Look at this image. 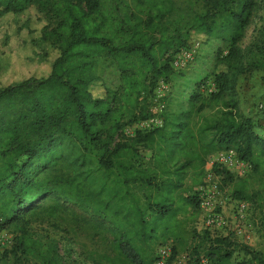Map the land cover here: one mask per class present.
I'll return each instance as SVG.
<instances>
[{
    "label": "trees",
    "instance_id": "1",
    "mask_svg": "<svg viewBox=\"0 0 264 264\" xmlns=\"http://www.w3.org/2000/svg\"><path fill=\"white\" fill-rule=\"evenodd\" d=\"M50 1L60 19L52 30L45 25L43 36L59 54L45 74L6 86L0 80V231L13 227L20 233L22 255L36 256L40 264H63L58 242L46 245L30 233L42 201L56 194L84 207L92 203L102 215L87 221L111 234L112 252L89 250L92 264H154L157 247L167 243H172L171 260L186 248L197 264L203 259L205 264H264L261 253L229 235L207 230L192 235L187 226L200 216V198L185 194L205 184L212 154L234 150L252 166L251 174L234 182L228 170L217 164L215 170L232 183L234 198L264 197V138L255 120L240 111L237 89L242 75L264 69L263 48L250 46L254 57L248 59L241 48L258 0H198L200 7L193 1L133 0L132 13L120 0L111 5L104 0H0V16L35 2L45 9ZM224 17L229 48L217 56L214 89L204 91L206 80L201 81L187 108L165 112L161 126L116 140L124 117L151 116L148 96L174 71L169 54L185 47L191 32L213 35ZM99 58L116 64L119 90L92 73ZM96 85L103 88L101 94H94ZM145 152L152 166L134 162ZM34 162L41 164L33 168ZM100 170L106 178L96 185ZM253 178L260 187L250 193ZM136 184L150 188L144 200ZM44 213L67 223L66 234L78 237L70 206L57 199ZM195 238L199 243L187 246ZM236 250L247 257L234 258Z\"/></svg>",
    "mask_w": 264,
    "mask_h": 264
},
{
    "label": "rangeland",
    "instance_id": "2",
    "mask_svg": "<svg viewBox=\"0 0 264 264\" xmlns=\"http://www.w3.org/2000/svg\"><path fill=\"white\" fill-rule=\"evenodd\" d=\"M120 1L128 13L134 11L133 0ZM192 1L196 3L197 7L201 6L198 0H175L178 5L188 4ZM112 2L113 0H104L105 4L111 5ZM59 19L57 12L52 9V1L48 3V7L45 9L44 7L42 9L39 2H35L21 12L0 16V80L3 86L47 72L50 61L59 54V51L44 38L43 30L45 25L49 27L48 30H52ZM227 21L225 17L219 19L211 36L191 32L186 46L181 49V54L191 52V57L183 58L182 63L174 68V71L165 80L167 87L164 90L165 96L161 101L165 103L166 108L163 113H156V115H163L171 109L181 111L187 108V98L198 89L199 83L203 80H206V84L202 86L204 91L213 89V72L217 56L219 53H226L229 48V41L224 40V36L229 35ZM250 46L264 49V0H258L251 24L241 42V48L246 59L254 57L250 52ZM91 71L103 75L109 88L120 89V77L113 60L99 58ZM237 89L240 111L253 117L258 131L264 130V106H260L264 104V69L254 67L242 75ZM92 90L95 95L103 92V88L97 85L93 86ZM147 101V107L152 115L159 103L155 100L154 92L148 96ZM115 105L118 103H114L113 106ZM132 118L133 116L129 115L122 119V125L114 135L116 140L126 139L133 135L139 128V123L144 121L142 117H139L138 120ZM110 128L111 123L109 122L106 129ZM221 154L222 152H217L208 158L205 184L195 186L185 192V194H201L204 201L208 202L206 208L201 207L199 218L191 222L187 226V230L191 231L192 235L196 234L194 230H205L207 216L218 213L224 216L228 222V226L221 232L222 234L247 244L264 257V197L258 199L251 196L245 200L234 198L230 191L232 183L224 179V175L215 170V164L232 173L235 177L234 182L238 178H247L251 174L252 168H243L242 162L237 166L230 165V163H220ZM142 156L137 157L134 162L152 166L151 161H149L150 153L145 152ZM39 164L41 163L34 162L33 168H37ZM239 169L245 170L242 175ZM95 177L96 185H98L100 182H104L106 174L100 170L95 174ZM249 184L250 193H255L260 187L257 178L250 179ZM134 190L144 200L150 188L148 186L142 188L136 184ZM57 199L75 211V214L69 215V220L78 232L76 239H72L71 234H66L67 223H58L44 213V207L54 203ZM42 202L44 207L42 206L37 210L31 226V236L34 239H40L46 245L52 242V239L58 242L63 264H92L86 257V252L92 249H97L100 252H112L111 234L108 231L102 233L100 228L87 221L102 216L95 213L96 207L92 203H87L84 207L75 202H67L64 197L56 194ZM145 216L148 217L149 213H146ZM119 218L120 220L125 219L123 214H120ZM19 236L20 233L13 227L0 231V264H40L38 257L21 254V250L17 246ZM197 243H199V239H190L187 246H193ZM187 250L185 248L177 259L182 258L187 264H197L194 260L196 259L195 254H193L192 259L191 250ZM233 257L243 259L247 256L243 251L236 250Z\"/></svg>",
    "mask_w": 264,
    "mask_h": 264
},
{
    "label": "built area",
    "instance_id": "3",
    "mask_svg": "<svg viewBox=\"0 0 264 264\" xmlns=\"http://www.w3.org/2000/svg\"><path fill=\"white\" fill-rule=\"evenodd\" d=\"M169 55L172 58L173 67L177 68L182 63L181 60L183 58H185L187 56L191 57V52L190 53L183 52L181 54V50H180L179 52L172 53ZM166 87H167L166 81L164 79L160 80L157 88L154 91L155 100L159 102L158 105L156 106V111H154L153 114L149 118L144 119V121H141L139 123V128L137 130H144L145 131V130H150L154 127L162 125L163 119H164L163 115L161 114L160 116H158V115H156V113H161V112L163 113L165 108H166L165 103L163 101H161L162 98L165 96L164 90ZM213 89H214V87H213ZM212 90H210V91H212ZM260 106L263 107L264 104H261ZM221 152H222V154L220 155L221 158L219 160L220 163H230V165L237 166L242 162V164H244L243 168L244 167L245 168H252V166L248 162L241 160L238 157V154L234 150H227V151H221ZM243 171H245V170L239 169V172H241V175H242ZM199 198H200V207L206 208L208 206V202L204 201L201 194L199 195ZM205 222L207 223L205 226V230H199L201 233L207 230L211 233V235L228 236L226 234L221 233L228 226V222L226 221L224 216H222L218 213H213V214H210L207 216ZM171 255H172V244L167 243V244L159 246L157 251H156V260H155L154 264H187V262H184V260H182V258H179V259L175 258L174 260H171ZM201 262H202V264L203 263L205 264L207 262V260L203 259Z\"/></svg>",
    "mask_w": 264,
    "mask_h": 264
},
{
    "label": "crops",
    "instance_id": "4",
    "mask_svg": "<svg viewBox=\"0 0 264 264\" xmlns=\"http://www.w3.org/2000/svg\"><path fill=\"white\" fill-rule=\"evenodd\" d=\"M190 96V95H189ZM188 100H189V97L187 98V104H188ZM173 108H175V107H173ZM170 111H176V110H173V109H171ZM252 117V116H251ZM253 118V117H252ZM256 132L261 136V137H263L264 138V130H262V131H258L257 129H256Z\"/></svg>",
    "mask_w": 264,
    "mask_h": 264
}]
</instances>
